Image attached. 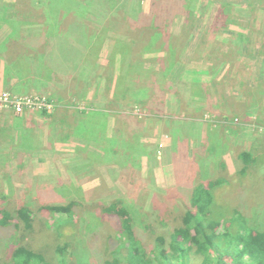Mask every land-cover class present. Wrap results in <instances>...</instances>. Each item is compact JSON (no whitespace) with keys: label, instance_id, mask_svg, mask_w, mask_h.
<instances>
[{"label":"rangeland","instance_id":"1","mask_svg":"<svg viewBox=\"0 0 264 264\" xmlns=\"http://www.w3.org/2000/svg\"><path fill=\"white\" fill-rule=\"evenodd\" d=\"M145 1L147 2L141 0L139 5H134L136 20L150 11ZM172 1L161 3L157 8L160 35L153 44L148 40L149 30L145 35L141 31L135 33L132 30L134 27L127 28V22L119 26L118 34L132 35L137 41H133L132 36L131 40L113 37L112 34L110 36L102 28V36L96 42L94 39L93 46L86 53L87 61L85 56L82 58L84 62L80 71H70V84L67 88L63 85H51V80H57L53 70L56 68V73H59L60 66L56 64L58 56L44 55L41 51L22 46L21 42L16 41L26 37L32 28L39 30L38 27L13 26L15 40H5L0 44V57L4 56L2 51L9 46V66L12 67L9 72L12 77L8 79H18V71L27 65L30 70L26 77L27 87L36 81L39 73L51 86L49 89L45 85L34 84L36 89L29 90L26 95H13L38 96L53 103L54 92L67 90L68 98L73 89H77V81L85 87L89 85L86 93L93 90V95H89L87 99L79 98L77 103L74 100L73 103L77 105L69 108L67 114L71 117L61 118V121L68 119L62 127L63 132L73 131L72 124H77L74 132L79 136L74 134L73 142L70 136L66 137L63 146L58 144L55 147L54 142L49 145L46 142L45 156H40L37 150L43 147L37 145L36 148L29 149L32 141L28 140V147H24L15 158H0V216L4 211L12 212L19 206L26 205L36 213L38 223L42 225L48 219L51 227H55L56 222H65L66 215L45 212L41 214L37 212L39 206L62 205L72 200L80 203L81 208L76 210L78 221L66 220L74 229L73 235L66 239L75 254L83 251L84 264H103L112 258H106L103 254V249L112 240L113 232L117 234L115 228H120V217L115 216V213L109 215L104 212L111 204L127 212L126 217L132 219L136 237L145 247L153 249L154 236L148 232V223L155 228L157 234L170 233L181 224L184 213L193 210L194 188L200 183L205 184L217 178H222L225 182L214 192L216 201L230 215L233 209L237 211V214L230 216L231 219H237L234 227L246 225L260 232L264 230V11H259L258 15L257 11L255 13V9L261 7L260 3L264 0H189L188 3L195 8L190 19V33V25L186 31H183V26L179 30V23L184 25L189 20L190 5L186 10L179 9ZM2 2L17 4L16 7L22 6V0H0V5ZM2 8L4 7H0V17L4 13L11 15L12 10L4 8L3 11ZM25 8L34 14L33 21H40L42 0H27ZM108 10L110 11L109 7ZM108 13L105 6L96 8L93 24L103 23ZM229 14L233 22L222 29L221 26L228 20ZM85 15L87 14H82L80 19L83 20ZM251 19H254L253 24L250 23ZM3 25L4 22L0 21V26ZM8 29L11 33L10 27ZM81 32L84 33L85 29H81ZM192 33L193 41L185 43ZM2 37L5 35L0 32V39ZM118 43L121 44L116 45ZM30 52L36 57H32ZM40 56L45 57L41 59ZM54 56V60L49 63L47 60ZM157 57L169 62L161 68L162 63L157 61ZM188 58L194 59L190 61ZM5 61L4 57L0 59L3 70L7 67ZM172 62L184 63L185 66H198L203 63L200 67L210 74L206 83L208 85L197 86L194 91L192 89L195 86L191 89L189 83L169 81L166 73L161 75V71L168 69ZM121 63L125 65H122L125 68L123 71ZM130 72L132 77L128 76ZM184 72L181 71L178 76L184 75ZM116 73L119 74L118 78L122 74L121 80L116 81ZM108 76L112 78L111 85L117 93L114 98L108 95ZM127 76L131 78L130 92L125 88L124 81ZM103 77L106 83L102 80ZM21 81L24 82L23 79ZM11 83L12 80L5 83V88L0 89V93H19V86L11 87ZM175 90L177 94H174ZM121 92L127 94L122 96ZM187 94L197 99L202 97L205 100L201 101L203 105H197L200 101H195L196 105L193 104L194 101H188ZM223 94L225 101L218 105L216 98ZM180 96L185 98L184 101ZM170 98L181 103L183 108L172 110L171 114L166 112L167 108L164 106ZM124 113L137 117L139 121L146 120L145 132L149 131L151 135L154 134L153 130L157 132L160 128L169 131V134L158 130V137L154 141L156 145L141 140L138 134L130 136L127 123L118 117H124ZM29 114L38 117L41 112L16 115L9 110H0V117H3L4 122L13 118L12 115L27 117ZM108 117H114L115 124L113 129L106 131ZM45 125L47 126L46 123ZM166 135L173 139H168ZM167 141L170 147L160 149V144ZM17 146H20L18 142H9L5 147L0 146V152L2 155L8 150L12 152V148ZM242 153H247L249 158H255V162H244ZM256 153L259 155L257 158ZM38 156L40 159L36 164L33 159ZM19 163L22 165L21 169L16 168ZM242 179H246V182ZM249 181L251 182L247 185ZM225 202L228 204L223 206ZM66 226L60 231L66 229ZM226 226L228 225H223ZM41 230V244H37L39 233L36 231L23 239L33 250L40 247L43 251L44 245L51 242V232L45 234L43 226ZM0 243L1 260L8 258L10 250L20 244V235L7 230L0 237ZM110 245L112 250L121 244L118 243L115 247ZM122 248L126 252V246L122 245ZM48 249L51 250L50 245ZM168 251L169 249L166 250ZM125 252H115L119 264H126ZM51 253L48 254L49 262L56 257L52 250ZM200 260L201 258L192 257L191 264H200Z\"/></svg>","mask_w":264,"mask_h":264},{"label":"trees","instance_id":"2","mask_svg":"<svg viewBox=\"0 0 264 264\" xmlns=\"http://www.w3.org/2000/svg\"><path fill=\"white\" fill-rule=\"evenodd\" d=\"M140 1L141 0H42V8L40 9L41 13L39 15L40 21L32 20L34 14H31V11L25 8V5L27 6V0H22V6L20 7H16L17 4L2 2L0 7L8 8L12 10V12H10L11 15L9 16L5 15V13L3 16L1 15L0 21H3L5 25L10 26L11 28H13V26L21 27L27 23L32 24L31 21L42 24L46 39L41 41V43H43L39 48H35L44 53V55L61 57L63 63L60 65L59 72H63L64 77L61 79H63L64 83H68L71 78L70 71L72 70L69 66L74 64L76 67H80L84 56L87 61L86 53L92 43L86 38V35L94 38L96 42L102 36L101 29L105 28L107 34L110 36L112 34L113 37H124L131 40L130 36L132 35H119L117 32L120 31L119 26L123 22H127V28L130 29L134 27L132 30L135 33L141 31L144 32L145 35L149 30L148 40L150 44L156 42L158 35H160L158 33L160 28L159 25H157V19L160 16L158 17L159 11H157V8L162 5L161 3L168 2V0L145 1V5H149L150 7V9L148 8L150 11L146 14L143 13L139 19L136 20L134 17V5H139ZM188 1L189 0H173L172 2H175L179 9L184 8L186 10L190 5L191 8L189 9H191V11H188V13H190L188 14L189 20L188 22H184L182 28L183 31H186L190 25V33L192 28L190 19L193 17L195 8L192 4L188 3ZM104 6L109 13L103 23L95 24L100 27H95L92 22V20H94L95 9L103 8ZM260 6L261 7L259 8H254L255 13L256 11L258 12L256 13L257 15L259 14V11H264V2H261ZM108 7L110 8V11L108 10ZM4 8H2L3 11H5ZM171 9L172 7H170V10ZM84 13L87 15L81 20L80 18ZM116 16L118 17L115 19ZM129 17L130 19H128ZM126 19H128V21ZM232 22L233 18L229 14L228 20H226L225 24H222L223 26H221V28H226V26ZM253 22L254 19H251L250 23L253 24ZM81 29H85V32L82 33ZM132 30H129V32L133 34L134 32H132ZM63 33L67 34L70 39L64 38L60 42L58 36ZM42 34L43 33L39 31V35L42 36ZM132 38L133 41H137L133 36ZM7 40L13 42L15 36L13 38H8ZM29 40L30 39L23 37L16 41L21 42L22 46H28L27 41ZM53 42L55 43L56 49L59 51L57 54H55V48L50 45V43ZM129 43L131 42L129 41ZM120 44L121 43H118L116 45ZM6 54H9V52L7 51ZM34 57H36V55H34ZM77 57L78 60H76ZM0 59L2 58L0 57ZM5 60L8 68L5 67L4 70H2V75L7 71V76L12 77L9 72L12 70L10 66H8L10 65L9 60ZM158 61H161L162 66H165L163 63L166 64L169 62L168 60ZM74 65L72 68L76 69ZM122 65L123 64L121 63V69L125 70ZM115 69H117V66ZM53 71L55 77L57 73L55 70ZM164 73H169V69H163L161 75ZM94 79H96V77ZM102 80L106 83L104 77ZM108 81V95L110 98H114V95H117V93L112 91L113 96L111 97L112 78L109 77ZM155 82L157 83V80H155ZM59 83L60 82L55 79L51 80V85H59ZM93 83H95V81H93ZM128 84H131V78L129 77H127L125 88H127ZM189 86L190 88H193V85L189 84ZM79 87H81V85L78 86V91L80 89ZM126 94H123L122 96ZM174 94H177L176 90L174 91ZM52 101L57 105V103H59V98L55 97ZM115 109L117 110L116 107ZM41 114L45 116L48 113L42 112ZM18 153L20 152L17 149L13 150L7 157L10 158L13 156V158H15L18 156ZM7 157L0 153V158L6 159ZM241 158L246 163L250 162L251 164L255 162V158H249L247 153H242ZM221 165L225 169V165L223 163ZM16 168L21 169L22 165L19 163ZM245 170H243L242 173H244ZM247 177H249V175ZM242 180L246 182V179ZM223 182H225L224 179L217 178L216 180L209 181L205 184H198L192 192L193 210L185 212L182 216L181 224L174 228L170 233L154 235L153 233H156V230L150 223H148L146 226L148 232L154 236V247L150 251H147L146 247L137 239L131 223L132 219L130 220L126 217L127 212L122 208L117 209L114 204H111L104 209V212L109 215H114L115 213V216L120 217L118 225L120 228H115L117 234L113 232L114 234L110 244L116 246L119 243L121 245L119 247L117 246L115 250H111V246L109 245L108 248V245L106 244L107 248L103 249V254L106 258L107 256L112 258L107 259L103 264H119L115 252L116 254L120 252L123 254V251L125 252V250L122 248V245L126 246V264H191L192 257L201 258L200 264H264V230L260 232L249 228L248 226L246 227V225L238 226L236 228L234 227L237 219H231L230 216L237 214V211L233 209L232 214L230 215V213L225 210V214L224 209L219 206L221 204L218 203L215 198L214 192ZM227 204L228 203L225 202L223 206H226ZM80 206V203L74 202L73 200L72 202L64 203L62 205L42 204L38 207L37 212L41 214L42 212H45L51 215L65 214L67 219L77 222L78 214H76V210L80 209ZM67 219H65V222L62 224L56 222V226L51 227L52 225L49 224L48 219H45L44 224L42 225L38 223L36 220V213L31 210L29 206L21 205L12 212L4 211L2 216H0V234L2 236L7 230L8 232L14 231L19 233L20 244L11 249L8 258L1 259L0 264H84L85 260L83 251L79 254H75L70 249L71 244L66 239L68 236L73 235L74 232V229L70 226V222L66 221ZM116 222H114V226L116 225ZM224 224L228 226L223 227ZM41 226L45 228V234L51 232L52 239L47 246L44 245L43 251L39 249L40 247H35V250H33L29 245H26L23 239L36 231V233H39V241H37V244H41L40 239H42V237H40V234H43ZM63 226H66V229L60 231ZM49 245L56 256L53 259L54 261L51 260V262L48 261V254H52L51 250L48 249ZM167 246H169L168 252H166L167 249L165 248Z\"/></svg>","mask_w":264,"mask_h":264},{"label":"crops","instance_id":"3","mask_svg":"<svg viewBox=\"0 0 264 264\" xmlns=\"http://www.w3.org/2000/svg\"><path fill=\"white\" fill-rule=\"evenodd\" d=\"M34 25H37V26H34ZM39 25H41V26H39ZM3 26H6L5 29H3ZM3 26H0V32H3L4 35H5V37H2V39H0V44H3V42L5 40H7L8 38H13L14 37V35H13V28H11L8 25H3ZM7 26L10 27L11 33H10V31H9V29H8ZM94 26L95 27H100V26H96L95 24H94ZM182 26H183V24L179 23V30L180 31H181V27ZM21 27H28V28L29 27H38L39 28V30H37L36 28H32L30 30L29 34L25 37L27 39H30L29 41H27V44L32 49L35 48V47L39 48L42 45V43H43V42L41 43V41L44 40V39H46L45 36H44V31H43L44 28H42L43 27L42 24L33 22L32 24L27 23V24H25L24 26H21ZM40 27L42 28L41 30H40ZM39 31H41L43 33L42 36L39 35ZM192 35L194 36V34L192 33L191 36L187 39V41L185 43L193 41V39H192L193 36ZM86 36H87L86 38L91 41L92 44H91L90 47H92L93 46L94 38H91L88 35H86ZM64 38L70 39V37L67 34H65V33L60 34L58 36V40L60 42ZM50 45H51V47H54L55 48V54H57L59 51L56 49L55 43L54 42L53 43H50ZM115 50H116V48H114V51L113 52H115ZM7 51L9 52V46L5 49V51H2L4 53V56L1 55V58L4 57L5 59L9 60V57L10 56H9V54H6ZM188 52H190V51H188ZM30 54H31L32 57L35 55L33 52H30ZM191 54H188L189 57H192ZM44 57L45 56H43V57L40 56L41 59H43ZM54 58H55V56H54ZM54 58L53 59H50V60H47V61L50 63L51 61L54 60ZM157 58H158L157 61L158 60L165 61L164 58H161V57H157ZM193 59L194 58H190L189 60L192 61ZM60 60H61V57H59V60L56 62V64L58 66H60L63 63L62 60H61L62 62L60 63L59 62ZM47 61H45V62H47ZM83 62H84V60H82V64H83ZM56 64H54V65H56ZM82 64H81L80 67H76L74 64H72V65L69 66V68L73 69L72 67L74 65L76 67V70L78 71L82 67ZM163 64L165 65V63H163ZM201 64H203V63H201ZM201 64H199L198 66H191V65L190 66H188V65L185 66L184 63H182V64H180L178 62L177 63H172L170 65V67L168 68L169 69V73H166L167 79L169 81H171V82H179V81H182V82H185V83H189L190 85L195 86V88H193V89L191 88V89L194 90V91H196V87L197 86H200V85H208L206 83H208L209 76H210V74L208 73V71H206L205 69L201 68L202 66L200 67ZM160 67L162 68L163 66H160ZM1 68H2V65H0V89L5 88L4 87L5 86V83H7L8 81L11 82V80H12V83H11L12 86L11 87H13V85L14 86H19L18 89L20 91L19 93H12V94L21 95L23 93L24 95H26V93H28L29 90L30 91H33V90L36 89L37 86H40V85H45L49 89H51V86L46 83L45 77L44 76L42 77L40 75V73L38 75V78H36V81L33 84H29L28 87H27V85H26V77L28 76L27 73L30 72V70L28 69L27 65L22 66V68L18 71V73H19L18 79H15L14 77L12 79H8L7 73L4 72V75H2L3 74V71H2L3 69H1ZM10 68L12 69V67H10ZM161 68H160V70H161ZM38 70H39V68H38ZM42 70L43 69H41V71ZM54 70L56 72V70H58V69L55 68ZM122 71H121V73H122ZM181 71H185L184 72V75L178 76V74ZM118 73L115 74L116 81L121 80V77H122V74H121L120 78H118L117 77V75H119ZM39 76H41V78H39ZM128 76L129 77H132L131 72L128 74ZM56 77H57V81L60 82L59 85H57V86H62V85L63 86H68L70 84L69 82L68 83H64L63 79H61V78L64 77L63 72H59L56 75ZM175 77L177 78V81H175ZM22 79L24 80V82L21 81ZM15 81H18V82L16 83ZM116 81H115V83H116ZM124 82H125V86H126V81H124ZM140 83L142 85L145 84L143 82H140ZM147 83H150V81H147ZM34 84H37V86L34 87L33 86ZM76 84L81 85V87H79L80 88L79 91H78V86H79L78 85L77 86V89L76 90L73 89V93H71L68 98H67V94H66L67 90H65V91H59V92L56 91V93L54 92V95L53 96H55L56 98L57 97L59 98V103L57 105H55V110L54 111L47 112L48 114L45 115V116L41 114V115H39L37 117V116H35L33 114H29V115H27V117L26 116H20V117L15 116L16 117L15 118L14 115H12L13 118L6 119V122H4L3 117H0V145H2V146L5 147V146H7L9 144V142L10 143L13 142V141L15 143L18 142L20 144L19 147L17 146L18 149H19L18 151L19 152L20 151L22 152V149L24 147H26V146L28 147V145H27L29 143L28 140H31L32 141L31 142V145H30L31 147L29 146L28 148L29 149L36 148V146L39 145V146L43 147V149H41L39 151L36 149L37 152H38V154L40 156H45L44 155V152H46V150H47V144L49 145L52 142H54V146L55 147H58L59 146L58 144L62 145L63 143H65L66 137H68V136H70L71 142H73V135L74 134H77L79 136L78 133H75L74 132L76 130V125L77 124H74V123L72 124L73 125V131L71 130L69 132H63L64 130L62 131V127L66 125L68 119L66 118L64 121H61V118L62 117H68L67 116V114L69 113L68 109L69 108H73L75 105H77V104H74L73 103L74 100H76V103H77L79 101V98L80 99H83V98L85 99V97H86V99H87V97L89 95L90 96L93 95V93L91 92L93 90H91V91L89 90L86 93V89L88 88L89 85L87 87H85V86H83L78 81H77ZM129 86H130V84H128V86L126 88L128 90V92H130ZM69 89H71V87ZM113 89H114V87L111 86V97L113 96L112 95L113 94L112 91H114ZM5 92L10 93L9 91H5ZM221 93H222V91H221ZM105 94H106V92H105ZM120 94H124V92H121ZM180 98L182 99V101H184V99H185L184 97H181V96H180ZM262 98H264V94H263ZM216 99H217V104L218 105H221L225 101L224 94L220 98H216ZM187 100L188 101L189 100L190 101H194V103L192 102L194 105H196L195 104V101H198V102L200 101L199 104H197L199 106L200 105H203V104H201V101H205L204 99H202V97L200 99H197L196 97L189 96L188 94H187ZM228 101H230V100H228ZM150 104L153 105L151 102H150ZM188 105H189V102H188ZM164 108H167L166 112H168V113L171 114L172 110L174 111L177 108L182 109L183 107H182L181 103L180 104L177 103V100H175L174 98H170L169 102L167 103V105L164 106ZM63 109H65V110L62 112ZM148 109H150V108H148ZM135 111H139V110H135ZM31 116L34 117V118H31ZM69 117H71V116H69ZM118 117L123 118L124 119V122L127 123L128 127H129L128 135L131 136L133 134H138L139 136H141V137H139L141 140H144L145 142L147 141L148 143H152L153 145H156L157 144V143L155 144L154 141L158 137V130H160L161 133L164 132V133L169 134V131L162 130V128H160V129L157 130V132L155 130H153L154 134L151 135V134H149L150 133L149 131H148V133L145 132V131H147L146 130V125L147 124H145V123H147L146 120L139 121V120L136 119L137 117H135V116L130 117V116L126 115V114H125L124 117H122V115H120ZM138 117L140 119V113H139ZM235 117L236 118H239L238 115H236ZM41 119L43 120V122H42ZM151 119L153 121H156V123L158 122L157 120H155L153 118H151ZM69 122H70V119H69ZM45 123L47 124V126L45 125ZM70 124H71V122H70ZM114 124H115L114 117H108L107 118V122H106V131H109L110 129H113ZM110 125H111V128H110ZM48 126H49V132H47V127ZM184 127H185V125H184ZM16 131H17V133L15 134ZM34 135H37V137L35 138ZM143 137H144V139H143ZM169 137L170 136H167L168 139L171 138V137L170 138ZM171 139H173V138H171ZM46 142H47V144H46ZM168 143L169 142L167 141L164 144L163 143L160 144V149H167V148H169L170 147V144H168ZM16 148H13V150H16ZM79 151H81V150H79ZM257 153H256V158L259 157ZM8 154H10L9 150H8V152L5 151L3 155L5 157H7ZM46 156H48V155L46 154ZM90 156L93 157V154H91ZM39 159H40V157L38 156L37 158L33 159V161L37 164V162H38ZM227 171L230 172L229 170H227ZM251 181H249L247 183V185ZM253 182H255V181L253 180ZM145 196H147V194H145Z\"/></svg>","mask_w":264,"mask_h":264},{"label":"built area","instance_id":"4","mask_svg":"<svg viewBox=\"0 0 264 264\" xmlns=\"http://www.w3.org/2000/svg\"><path fill=\"white\" fill-rule=\"evenodd\" d=\"M0 110L11 111L16 115L26 112H52L55 104L38 96H14L8 92L0 94Z\"/></svg>","mask_w":264,"mask_h":264},{"label":"clouds","instance_id":"5","mask_svg":"<svg viewBox=\"0 0 264 264\" xmlns=\"http://www.w3.org/2000/svg\"><path fill=\"white\" fill-rule=\"evenodd\" d=\"M178 226H179V225H178ZM160 234H164V233H160ZM160 234H157V233H156V235H160ZM137 239H138V238H137ZM138 240H139V239H138ZM109 245H110V243L108 244V248H109ZM110 246H111V245H110ZM112 246L115 247V245H113V244H112ZM116 247H117V246H116ZM118 247H119V246H118ZM153 247H154V246H153ZM165 248H166V249H169V246H167V247H165ZM146 249H147V251L152 250L150 247H149V248L146 247ZM112 250H115V249H112ZM149 256H150V255H149Z\"/></svg>","mask_w":264,"mask_h":264},{"label":"bare ground","instance_id":"6","mask_svg":"<svg viewBox=\"0 0 264 264\" xmlns=\"http://www.w3.org/2000/svg\"><path fill=\"white\" fill-rule=\"evenodd\" d=\"M13 95V94H12ZM14 96H17V95H14Z\"/></svg>","mask_w":264,"mask_h":264}]
</instances>
